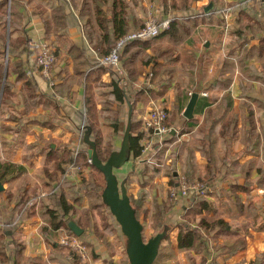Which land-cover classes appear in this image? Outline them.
I'll return each instance as SVG.
<instances>
[{
	"label": "crops",
	"instance_id": "1",
	"mask_svg": "<svg viewBox=\"0 0 264 264\" xmlns=\"http://www.w3.org/2000/svg\"><path fill=\"white\" fill-rule=\"evenodd\" d=\"M209 4L213 8L211 13L191 17L202 9L208 13L205 8ZM225 8L231 9L224 11ZM18 12L27 41L52 44L57 62L51 69V78L45 77L36 67L27 45L19 41L18 53L12 56L10 86L4 102L5 82L0 90V160L12 164L0 190V206L6 207L0 208V234L5 228L4 217L11 214L16 198L31 191L46 192L43 201L54 209L57 208L53 205L55 196L64 192L75 208L86 210L89 217L96 215V196L90 199L79 189L83 177H90L91 165L82 156L76 165L87 168L88 172L71 173V162L65 161L59 167L58 160L67 152L72 154L77 145L74 139H83L85 124L81 117L90 118L99 135H109L105 133L108 125L105 123L115 107L108 108L105 104L107 96L115 98L111 92L114 86L110 85L112 67L102 66L99 59L109 52L110 42L150 19L172 18L180 27L178 41L167 35L127 45L121 56V71L118 69L123 76L121 84L127 85L131 103H135L133 116L137 121L143 119L152 104L169 109L168 123L176 136L171 143H166L168 148H179L178 143L184 141L192 145L196 131L202 130L197 134L199 149L185 162L194 165L193 179L198 176L203 180L206 190L190 193L185 197L187 204L204 196L218 207L226 221L249 225L247 231L241 229L246 234L247 247L225 262L220 258L221 263L264 264V229L258 227L264 219V192L261 191L264 185L260 186L258 181L261 173L264 177V54L257 56L259 40L264 37V0H24ZM47 19L53 25L50 33L45 28ZM244 25H248V31L237 32ZM21 35L20 31L13 34L14 37ZM5 47L9 56L10 34ZM4 71L6 75V64ZM193 93L199 96L193 119L187 121L184 112ZM229 118L236 119L235 128L232 125L224 128ZM188 127L191 130L179 131ZM253 127L261 134L257 147L249 139ZM222 131L225 134L221 135ZM110 135L117 137L114 128ZM82 142L81 151L88 148ZM141 144L146 148L162 145L145 138ZM140 158L151 160L152 157L142 153ZM57 168L65 169L66 173ZM76 176L73 187L69 182ZM162 176L160 181L164 183L166 176ZM149 181L156 183L158 178ZM50 183L55 185L53 193ZM79 196L83 197L81 203L75 202ZM221 198L238 204L248 199L254 202L261 215L258 226L253 218L244 215L236 218L222 211ZM78 216L70 212L65 218L71 217L86 234L90 224L84 221L79 225L73 220ZM109 221L105 224L110 225ZM46 224L45 215L39 212L15 228V237L25 243L26 255L48 259L54 247L53 241L43 234ZM94 228L102 230L97 223ZM59 231L53 233L61 243ZM175 232L177 236L178 229ZM36 242L45 247L43 252L36 249ZM100 242L107 246L108 241ZM175 245L178 248L177 239ZM65 252L67 259L72 260L71 254ZM189 262L187 255L186 264Z\"/></svg>",
	"mask_w": 264,
	"mask_h": 264
},
{
	"label": "trees",
	"instance_id": "2",
	"mask_svg": "<svg viewBox=\"0 0 264 264\" xmlns=\"http://www.w3.org/2000/svg\"><path fill=\"white\" fill-rule=\"evenodd\" d=\"M24 3V0H11V9H10V48H9V61L7 64V72L5 75V63H3V58L6 56V37H7V15H8V5L9 0H0V90L2 88V85L5 82L4 85V91L2 96V102H4L6 94L8 93V89L10 86V75L12 70V56L17 55L18 49H17V42L20 41V43H23L24 46L27 45V49L29 48V43L27 41V34L25 29L21 26L22 22L20 21V13L18 12V7L21 6ZM211 13V11H208L206 13L204 10H202L201 14L192 15L191 17H197V16H203L206 14ZM115 21V19H114ZM45 28L46 32H51L53 30V25L50 24V20L45 21ZM16 31L22 32V35L19 37H14L13 34ZM248 31V25H244L238 29L237 32L239 33H246ZM126 33V32H124ZM122 33V34H124ZM120 34V35H122ZM180 27L178 24H176L174 21L171 22V25L169 28L163 30L158 37L163 36H170L175 39V41H178L180 35ZM119 37V36H118ZM117 37V38H118ZM140 41V40H137ZM115 42V41H114ZM114 42L111 44L110 47L114 44ZM135 42V41H134ZM133 43V42H132ZM131 44V43H130ZM129 44V45H130ZM259 47L257 48V56L261 57L262 54H264V37L260 38L259 40ZM128 45V46H129ZM111 49V48H110ZM40 71L41 68L36 66ZM113 80L112 85L114 86V96L115 100L121 103L122 101L125 102L127 100H130V94L127 90V85L121 84V79L123 76L121 75L118 68L112 67L111 68ZM264 81V78H263ZM135 103H133V111ZM94 115V114H92ZM251 116V113H250ZM187 121H191L193 118L187 119L184 118ZM82 122L86 125H90L92 127V132L94 133L93 138L96 141V144H100V135L99 131L94 126L92 120L90 118L81 117ZM252 123L255 125V120L251 119ZM141 122V131L139 130ZM237 124L236 119L229 118L226 121V124L224 128L230 127L231 125L234 127V125ZM235 128V127H234ZM255 127H253V131L249 134V139H253L254 147H257L258 144L260 145L261 140V134L257 133L255 130ZM115 130H119V127L116 125ZM191 130L190 127L185 128L184 132ZM202 132V130L196 131V134L194 136V141L192 143L193 148L189 149V154L193 156L194 151L196 149H199V144L197 138V134ZM144 122L143 119L141 121H137L134 116H132V129L130 134V151H129V157L127 161L133 162L134 165H136V169L132 167V169L124 176L122 177V180H125L127 188H129L131 176L133 174H137V182L140 186V191L135 195H130L131 202L136 209V215L137 218L142 220L144 222V218H146V215L149 213L148 208H144V203L147 201V196L150 195V193L153 195L154 200L157 201V194H153L154 191H156L157 185L153 181L147 180L148 177L152 176V174L157 171L158 168H153L152 164L148 162V160H143L140 157L142 156L143 151V145L141 144V139L144 137ZM225 134L224 131H222L221 135ZM169 136L171 139L175 138V134L173 132L169 133ZM212 146V144H211ZM256 149V148H255ZM85 157L86 161L94 172L90 174V177L86 183H88L89 187L90 185L97 187V185H100V181L97 178V175H103L104 174L95 166L93 163L89 162V155H88V148L83 149L80 152V157ZM78 158V160H79ZM59 161V167L61 164L65 161L73 162L74 156H73V150L72 154L70 152L65 153V156L62 157ZM156 164L159 165V162L156 160ZM156 166V165H155ZM12 167V164L9 162H3L0 160V182L4 184L5 180L7 179L6 175L10 171ZM56 168V167H55ZM194 165L190 164L188 168V173L193 177L194 172ZM60 169V168H57ZM61 172L64 174L66 173L65 169H60ZM196 170V168H195ZM210 171V170H209ZM259 171L261 172V169L259 168ZM115 172L117 173V169H115ZM52 175V174H51ZM118 175V174H117ZM170 176L175 179L177 178V174L175 171H172L170 173ZM210 176V174L208 175ZM105 179V178H104ZM133 181V180H131ZM259 185H264V177L261 173V177L259 178ZM172 182V181H171ZM97 184V185H96ZM106 184V181H105ZM172 184L176 185L177 181L172 182ZM50 188L52 190V193L55 190V185L49 184ZM93 186V187H94ZM87 187L85 188L87 190ZM146 189V190H145ZM88 191V190H87ZM39 195V191L32 192L30 194L24 195L22 198H16L15 206L9 216L4 217V226H7V228H4V230L0 234V263H6V264H50L52 261H57L59 264H80V256L78 251L75 248L67 247L62 245L58 242V240L55 238V235L53 233L54 230L63 229L66 234H71L74 236H77L79 238L82 237V234L78 236L75 234V232L71 229L70 221L71 217L65 218L67 214L71 213H78V218H73L79 225H82L81 223L85 221L86 215H81L79 211L75 208L73 204H71L68 201L67 195L63 192L59 196H55L53 200V207H48L46 203H44L43 198L35 199V197ZM219 197V196H218ZM33 199H35L33 201ZM83 197L79 196L75 198V202H82ZM102 196L96 193V200L98 203L95 204L96 211H100L99 208L101 206ZM168 200V199H167ZM32 202V204L29 206V202ZM166 201V200H165ZM157 203L156 210H155V216L157 218L164 217L165 212H168L172 209L173 205L170 202ZM220 207L222 208V211L225 213H228L229 215H232L234 217H239L240 215H244L246 218L251 219L253 218L255 221V224H258V220L261 218V215L257 212V206L254 202H252L250 199H248L247 202H227L225 199L221 198ZM184 211L182 213V220L179 223H176L174 225L167 224L166 230L167 232V239L170 237V233L175 229V227H178L177 232V246L178 249L181 251H185L188 255L190 262L188 264H224L220 262V258H222L223 262H225L229 257L236 254L238 251L243 250L247 247V239L246 234L242 233L243 231H247L249 225L246 223H238L235 221L229 222L226 221L223 217H221V213L218 210V207L210 202L206 197L204 196H198L194 200L190 201L189 204H184ZM94 208V205L92 206ZM1 209L5 210V206H0ZM39 212H42L43 215H45L47 224L43 226L42 231L45 237L48 240L53 241V249L48 255V259H43L41 257H33L25 254V243L23 240H21L18 237H15V228L20 226V224L28 218H31L35 215H37ZM86 213V210L83 211ZM18 214L16 216L15 214ZM87 214V213H86ZM142 218L141 219V216ZM90 218V217H89ZM91 221L88 222L90 224ZM109 224H105L107 227ZM110 226V225H109ZM258 226V225H257ZM260 229H264V219L261 226H258ZM242 229V232H241ZM7 230H11L12 233L8 234ZM96 234L101 241L105 240L106 242V234H103L101 231H96ZM82 240V238H81ZM109 242L107 243V245ZM88 245V243H87ZM69 252L71 254L72 260H68L65 251ZM93 252V250H92ZM112 256V252H110ZM97 255V254H96ZM95 257L97 258V256ZM197 255H199V259L197 258ZM100 261L98 260L97 264H108L109 260L107 258H102L99 254Z\"/></svg>",
	"mask_w": 264,
	"mask_h": 264
},
{
	"label": "rangeland",
	"instance_id": "3",
	"mask_svg": "<svg viewBox=\"0 0 264 264\" xmlns=\"http://www.w3.org/2000/svg\"><path fill=\"white\" fill-rule=\"evenodd\" d=\"M9 3H10V1H9ZM10 9H9V5H8L7 34H10ZM202 10H199V12L201 13ZM210 10L212 11L213 8L211 7ZM5 49H6V56L3 58V63H5L7 65L8 61H9V56L7 57L8 52H7L6 47H5ZM110 85H112V81L110 82ZM113 90L111 91L112 93H113ZM107 97L108 98H107L105 105L108 108H112V109H113V107H115V110H114V112L112 111L110 113L111 115L108 119L109 120L108 123H105V124H108L105 128V133L108 132L109 135H100V145L97 146L98 154H99L100 158L103 159L104 161L107 160V158L110 156V154L114 150L120 149L121 144H122V140H123V136H124V133L126 130V126H127L128 113H129V106L127 104V101H125V102L122 101L121 103H119L118 101L115 100V98H110V96H107ZM169 115H170V113H169V109H168V118H169ZM116 125L119 127V130H117V131L115 130ZM113 128L117 134V137L110 135V134H113ZM184 130L185 129H183V128H179V131H181V133H183ZM101 132L102 131H100V134H101ZM92 135L94 136V133ZM143 138H145V140H148V141L154 139L155 144H157V142H158V144L159 143L162 144L161 148H146V145L144 144L143 145V151H142V153L145 154V156L152 157L151 160H148V162H150V164H152L153 168H155V167L160 168V169H157V171H155L152 174V176L147 178V180H150L153 178H155V180H157V178H158V181H156L157 188H156V191L153 192V194H154V196H155V194H157V201H159V202H156L154 200L153 195L150 193V195L147 196V201L144 203V208H148L149 213L146 215V218H144L143 235H144V239L148 240L151 237H153L154 235H156L158 232L166 231L164 229L166 228L167 224L174 225L176 223H179L182 220L181 218H182V213H183V209H184L183 206H184V204H186L188 202V198L181 196L175 202L171 196V188L178 186V184H181V181H185L187 184H193L197 181H201V179L198 176H196L195 179H193L194 177L188 176V175H190V173H188L189 164L187 163V161L185 162V160L186 159L188 160V158H191L190 157L191 155L189 154V149H192L193 146L190 143H188V144L191 145V147H188V144L184 141V142L178 143V145L176 147H179V148H168L166 143H168V141L171 143L170 140H172V139L170 138V136H166L162 139L161 136H158V135L154 134L153 132H151L148 135L145 132ZM74 140H75V142H77V144H79L80 148H82V145H83L82 140L83 139L81 137H77ZM80 140H81V143H80ZM180 145H181V147H180ZM86 146L88 147L87 144H86ZM173 150L175 151V153ZM156 160L159 162V165L156 164ZM82 164H83V161H82ZM132 167H134L133 162L127 161L121 168L117 169V174H118L120 181H122V179H123L122 177H124L132 169ZM135 169H136V166H135ZM75 170L76 171L78 170V172H79V170L84 171L85 173L88 172L87 168L83 169L80 167L77 169V167H75V168H71V173L76 172ZM172 171H175V173L177 174V178L173 179L170 176V173ZM93 172L95 174H97L92 169L91 173H93ZM68 174H69V172H68ZM162 174H164V176H166L164 183L160 181L163 178ZM81 175H82V173H81ZM137 177H138V175L136 173L131 176V180H133V181L130 180V184H129L130 186L128 188L129 195L137 196V194L140 191V186L136 180ZM80 178H81V176L79 177V179ZM97 178L99 181L101 180L100 185L96 184L97 187H95L94 184H93L94 187L92 185L87 187L88 183H86V182L88 181L89 178L87 179V178L83 177V184L79 188V189H83L90 199H92L93 196H96V193H97V195L100 194L102 196V191L105 187V179H104L102 174L101 175L98 174ZM171 181L172 182L177 181V184L174 185V184H172ZM69 183H71L70 185L74 187V185L77 183V176L73 177V179L71 178ZM86 187H87L88 191L85 189ZM49 189H51V188H49ZM41 193L42 192H39V195ZM77 193H78V195H80V191H77ZM39 195H37L36 198ZM43 197L45 198L46 196H43ZM43 197H41V198H43ZM37 199L39 200L40 198H37ZM165 200L167 202H170L173 205V207L170 211L165 212L164 217H162L161 219L157 218L155 216V213H154L156 210L157 203H162ZM85 204H86V202H85ZM100 204H101V206L99 208L100 211H97L96 215L93 217L95 220L93 221V223L92 222L90 223V228L88 229L87 233L84 234V232H83V234L85 236V237L84 236L82 237L83 240H81V238H79L77 236H74L71 234H66L62 228L60 229L59 234L60 235L65 234L67 236L69 235L70 237H76L79 242H81L83 245L86 246V250L89 254L90 260H91V262H94L95 264L98 263V260L100 261V258H98L99 254L101 255L102 258H107L109 260V262L113 261L115 264H128L129 258H128L127 251H126L127 237L123 234L121 227H120V224L118 223V221L116 220L114 215L111 213L109 207L103 202V198L101 199ZM80 205L81 204H78L79 207H80ZM77 210L80 213H84L83 212L84 209L79 210L77 208ZM102 210H103V213H102ZM17 216H18V214H17ZM140 217H141V219H143L142 215ZM93 218L92 217L89 218L88 214H86L85 222L87 223V225H88V222L92 221ZM108 220H110L109 222H111L110 226L109 225L107 227L105 225L103 226L102 224H105V221H108ZM95 223L99 224L100 229L102 228V230L98 229V231H101L103 234H106L105 237L109 238V240L106 239V241H108V242L110 241L107 246L104 243L100 242L101 240L99 239L100 238L99 234L97 236V234H96L97 230H96V228H94ZM4 227L7 228V226H4ZM177 229H178V227H175V229L170 233L169 239L166 238L167 235L165 236V238L163 239V241L161 243L159 254H158V256H157V258L153 264H186L187 255L182 254L183 251L179 250L175 245V241L177 239V236H176V232L174 233V231H176ZM31 235L33 236L32 233H31ZM78 236H80V235H78ZM59 241H60V239H59ZM39 242H41V241L39 240ZM39 242L38 243L36 242V245L38 244L36 246V249H38L39 252H43L45 247L43 245H40ZM103 242H105V240H103ZM87 243H88V245H87ZM92 250H93V252H92ZM110 252L113 253L112 256H111ZM95 255L97 256V258L95 257ZM80 259H81L80 264H89L88 262L85 263L83 261L82 257ZM109 262H108V264H109Z\"/></svg>",
	"mask_w": 264,
	"mask_h": 264
},
{
	"label": "water",
	"instance_id": "4",
	"mask_svg": "<svg viewBox=\"0 0 264 264\" xmlns=\"http://www.w3.org/2000/svg\"><path fill=\"white\" fill-rule=\"evenodd\" d=\"M10 6L11 3H9V9L11 8ZM211 7L212 4H209L205 10L208 12ZM198 96V93L192 94L184 112L187 118L194 116ZM127 104L129 106V113L121 147L119 150H114L106 161L101 159L98 154L97 144L92 136V127L90 125L85 126L83 140L88 145V155L91 163L104 174L106 184L102 191L103 202L109 207L111 213L120 224L123 234L127 237L126 251L129 258L128 264H153L167 233L166 231H161L148 240L144 239V224L137 218L136 209L131 202L125 180L120 181L115 172V169L121 168L127 162L131 147L130 134L132 129L133 105L129 101H127ZM0 190H3L1 182ZM70 226L75 234L81 235L83 233V229L74 221L70 222ZM109 264L115 263L110 261Z\"/></svg>",
	"mask_w": 264,
	"mask_h": 264
},
{
	"label": "built area",
	"instance_id": "5",
	"mask_svg": "<svg viewBox=\"0 0 264 264\" xmlns=\"http://www.w3.org/2000/svg\"><path fill=\"white\" fill-rule=\"evenodd\" d=\"M231 8H225L224 11H229ZM172 18H166L162 21H156L150 19L146 21L138 29L127 31L120 35L114 42L113 46L107 54L100 57L99 61L102 66L115 67L121 71L120 62L124 49L130 43L137 40H150L158 36L163 30L170 27ZM30 55L36 66L41 68V72L47 78H51V69L57 62V53L52 44L46 41L29 43ZM143 117L144 131L146 134L153 132L154 134L161 136L162 139L169 135L171 127L168 123V108L161 104H152ZM81 143V140H80ZM81 148L79 144L75 145L73 149L74 161L69 165V168H78L77 161L80 156ZM89 162L91 160L89 159ZM206 190V183L204 181H197L193 184H187L185 181H181L176 187L171 188V196L176 202L181 196H188L190 193L200 194ZM264 192V190H261ZM47 195L46 192H42L37 198H41ZM35 197V199H37ZM33 199V201L35 200ZM32 202H29V206ZM61 244L67 247L75 248L80 258L82 257L85 263L95 264L91 262L89 254L86 250V246L77 240L76 237H70L69 235L61 234L59 236Z\"/></svg>",
	"mask_w": 264,
	"mask_h": 264
}]
</instances>
